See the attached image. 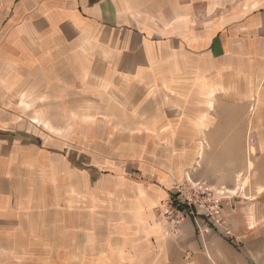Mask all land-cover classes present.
<instances>
[{
	"label": "crops",
	"instance_id": "0c3cea01",
	"mask_svg": "<svg viewBox=\"0 0 264 264\" xmlns=\"http://www.w3.org/2000/svg\"><path fill=\"white\" fill-rule=\"evenodd\" d=\"M117 71L122 82L154 84V97L165 103L158 111L171 114L148 126L155 144L236 143L227 126L248 130L259 153L250 184L224 202L219 225L188 215L173 233L157 210L186 169L191 179L197 152L178 159L171 151L157 186L122 191L123 217L111 221L105 239L107 264H264V0H0V112L9 104L32 112L20 98H59L93 74L108 82ZM140 92L151 96L146 87ZM4 139L0 174L2 146L9 147L6 169L31 171L36 160L27 147L10 153L24 139ZM243 166L236 162L225 177L195 174L203 180L195 182L234 191ZM71 175L89 185L87 174Z\"/></svg>",
	"mask_w": 264,
	"mask_h": 264
},
{
	"label": "rangeland",
	"instance_id": "374dc122",
	"mask_svg": "<svg viewBox=\"0 0 264 264\" xmlns=\"http://www.w3.org/2000/svg\"><path fill=\"white\" fill-rule=\"evenodd\" d=\"M66 67L68 72L69 65ZM120 74L117 71L108 82L93 74L91 81L81 82L80 90L71 89L59 98L41 97V92L20 98L18 104L25 108L26 101L29 108L36 107L32 112H15L12 104L2 108L0 136L3 140L24 139L22 144L9 140L13 142L10 153L14 154L16 146L19 151L27 147L36 161L31 171L16 165L8 170L10 157L5 152L9 147L2 146L0 264L112 262V256L105 257V239L111 232V221L123 217L121 202L127 198L122 191L139 185L157 186L158 171L167 168L171 151L178 152L179 159L196 150V164L188 173L194 182L203 181L195 179V174L208 171L225 177L238 162L244 166L235 177L234 191L226 185L216 189L223 188L239 198L250 184L251 158L259 152L250 143L248 130L239 134L226 126L225 133L230 131L236 140L231 144L214 145L206 140L198 146L155 144L148 137V126L158 116L171 114L158 111L165 103L154 97V84L143 87L137 81L122 82ZM145 87L151 96L141 95L140 89ZM255 103L250 102L252 112ZM216 131L209 130V139H216ZM201 144L205 165L198 156ZM69 172L77 175L76 179L87 174L89 185L73 181ZM187 172L158 207L161 218L164 205L175 197V186L190 179Z\"/></svg>",
	"mask_w": 264,
	"mask_h": 264
},
{
	"label": "built area",
	"instance_id": "2783aa9c",
	"mask_svg": "<svg viewBox=\"0 0 264 264\" xmlns=\"http://www.w3.org/2000/svg\"><path fill=\"white\" fill-rule=\"evenodd\" d=\"M236 195L206 182L188 180L175 186V197L164 205L162 219L173 233L179 232L188 215L208 218L214 225H219L224 202L237 198Z\"/></svg>",
	"mask_w": 264,
	"mask_h": 264
},
{
	"label": "bare ground",
	"instance_id": "6f19581e",
	"mask_svg": "<svg viewBox=\"0 0 264 264\" xmlns=\"http://www.w3.org/2000/svg\"><path fill=\"white\" fill-rule=\"evenodd\" d=\"M200 147H201V148H200V150L202 151V148H203V144H201V145H200ZM200 154H201V153H200ZM189 180H190V179H189Z\"/></svg>",
	"mask_w": 264,
	"mask_h": 264
}]
</instances>
